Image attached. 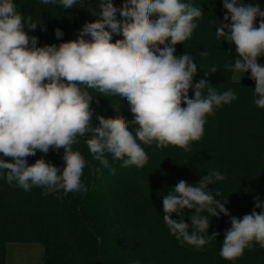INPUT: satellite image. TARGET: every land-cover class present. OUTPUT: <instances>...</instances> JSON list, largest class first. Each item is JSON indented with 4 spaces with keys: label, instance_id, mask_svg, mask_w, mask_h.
Masks as SVG:
<instances>
[{
    "label": "clouds",
    "instance_id": "9594fccd",
    "mask_svg": "<svg viewBox=\"0 0 264 264\" xmlns=\"http://www.w3.org/2000/svg\"><path fill=\"white\" fill-rule=\"evenodd\" d=\"M41 3L70 9L84 0ZM97 7L98 12L90 11L98 19L86 22L76 39L38 46V37L29 31L35 32L41 23L26 19L13 0H0V176L9 185L15 182L24 191L40 187L45 194L86 192L81 182L86 161L73 150L78 138L90 137L86 140L90 154L111 173L116 170L108 155L122 161L121 167L139 169L149 159L143 146L190 151L191 143L203 137L206 117L237 99L234 90L220 93L206 78L194 82L198 68L193 56L175 55V46L197 28L195 21L203 16L200 7L185 0H123L119 9L113 0H97ZM223 7L224 21L230 23L220 22L216 38L235 45L231 70L242 77L250 74L255 82L253 102L264 109V64L258 63L264 56V10L244 0H223ZM113 34L122 38L113 42ZM63 35L55 29L57 39ZM89 90L125 98L133 119L97 115L98 125L93 126L95 96ZM50 149H63L62 169L44 159ZM37 151L41 158L29 164L27 158ZM224 179L213 171L195 185L180 180L163 196V221L181 246L200 249L219 235H208L209 218L230 216L228 201L221 202L209 185ZM186 209L192 212L191 225L182 218ZM173 214L181 219H173ZM230 224L224 232L222 258L235 260L254 243L264 248V203L258 197L250 214L230 216Z\"/></svg>",
    "mask_w": 264,
    "mask_h": 264
},
{
    "label": "trees",
    "instance_id": "16d2710c",
    "mask_svg": "<svg viewBox=\"0 0 264 264\" xmlns=\"http://www.w3.org/2000/svg\"><path fill=\"white\" fill-rule=\"evenodd\" d=\"M90 1L63 9L58 3L45 5L41 0H13L26 19L31 17L33 22L41 23L35 32L25 29L29 35L38 37V46L63 42L71 24L76 25L72 40L76 39L86 22L98 19L95 15L82 22ZM185 2L200 7L203 16L195 21L197 28L191 38L175 46V55L193 56L198 68L194 82L206 78L220 93L234 90L237 99L214 109V114L206 117L203 137L191 143L190 151L175 146L142 145L149 159L139 169L121 167L122 161H114L108 155L111 167L116 170L111 173L90 154L86 144L90 137L78 138L79 143L73 145V150L79 151L86 161L81 177L86 192L64 195L61 190L45 194L43 188L35 186L24 191L15 182L9 185L5 177L0 176V264H4V246L8 242L41 244L42 264H132L137 260L139 264H160L163 249L168 251L169 264H264V248L255 243L253 249L245 248L243 255L235 260L220 256L224 232L231 227L230 216L250 214L257 197L264 203V109L253 102L255 82L250 74H245L238 82L231 80L235 47H228L223 38H216L220 22L230 23V20L224 21L223 0ZM113 3L119 9L123 0ZM244 3L259 4L264 10V0H244ZM116 16L120 19L119 11ZM259 20L257 17L256 26ZM41 26L45 30H41ZM56 28L64 33L59 39L55 36ZM119 38L122 36L113 34V42ZM204 51L208 52L207 56L200 55ZM258 63L264 64V56L258 58ZM213 67L216 72H212ZM89 91L95 96L91 102L93 126L98 125L97 115L133 119L125 98ZM189 96H192L191 90ZM129 128L134 130L135 126L129 125ZM41 155L37 151L35 156L27 158L28 163H34ZM62 156L63 149H50L44 159L62 169ZM4 159L10 161V158ZM213 171H219L225 179L209 185V190L214 195L218 192L221 202L227 199L225 207L230 216L221 214L219 218H209L208 235L214 232L219 235L202 248L181 246L163 221V196L180 180L195 185L202 176ZM191 214L188 210V219L182 217L189 225ZM172 218L181 219L176 214ZM173 244L176 246L170 249Z\"/></svg>",
    "mask_w": 264,
    "mask_h": 264
},
{
    "label": "rangeland",
    "instance_id": "374dc122",
    "mask_svg": "<svg viewBox=\"0 0 264 264\" xmlns=\"http://www.w3.org/2000/svg\"><path fill=\"white\" fill-rule=\"evenodd\" d=\"M114 1V0H113ZM18 9V8H17ZM90 9H94L96 12L99 11L97 7V0H92L86 4L85 11L86 14L84 18L82 19V22L89 20L93 16V11H90ZM19 11V10H18ZM76 33V25L71 24L68 28L66 37L64 41L72 40V38L75 36ZM226 46L228 47H235L234 44H230L226 40H224ZM237 56V54H236ZM242 79V76L240 74L232 72L231 80L233 82H238ZM260 156L261 154L258 153ZM257 154V155H258ZM255 157V154H254ZM188 215V210H185L183 213V216L186 217ZM185 219H188L186 217ZM188 223V220L185 221ZM176 246V244L170 245V249H173ZM191 247V246H189ZM182 248V247H181ZM43 247L39 243H30V242H21V243H15V242H8L4 246V264H42L43 259ZM166 251L163 249V258H160L158 261L160 264H169L171 263L170 259L166 258Z\"/></svg>",
    "mask_w": 264,
    "mask_h": 264
}]
</instances>
